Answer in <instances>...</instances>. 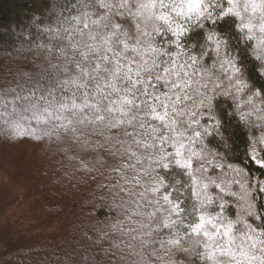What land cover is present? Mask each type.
<instances>
[{
	"label": "snow or ice",
	"instance_id": "6c2138e0",
	"mask_svg": "<svg viewBox=\"0 0 264 264\" xmlns=\"http://www.w3.org/2000/svg\"><path fill=\"white\" fill-rule=\"evenodd\" d=\"M60 2L53 22L42 29L48 37L39 45L43 71L0 89V109L17 127L44 125L46 134L79 144L86 157L114 161L112 188L122 219L111 225V247L123 245L143 260L148 245L157 242L153 233L168 229V244L180 246L187 237L204 264H264V216L249 213L251 222L232 221L222 215L223 203L210 213L214 200L207 189L216 182L206 175L210 161L196 150L208 131L201 119H214L217 94H231L222 90L223 80L252 112L264 111V87L249 82L230 36L216 29L232 18L236 39L256 41V74L264 79V0ZM206 25L212 27L205 44L193 55L184 41ZM208 48L216 54L211 65L203 59ZM253 159L264 167V157ZM174 169L189 177L186 187L197 199L192 213L182 206L185 185L168 179Z\"/></svg>",
	"mask_w": 264,
	"mask_h": 264
},
{
	"label": "trees",
	"instance_id": "16d2710c",
	"mask_svg": "<svg viewBox=\"0 0 264 264\" xmlns=\"http://www.w3.org/2000/svg\"><path fill=\"white\" fill-rule=\"evenodd\" d=\"M61 7L60 0H0V89L14 87L25 73L43 71L44 50L39 45L48 37L42 29ZM233 23L226 19L216 26L217 33L230 36V47L243 61L249 82L264 87V79L256 74V41L236 39ZM211 27L206 25L203 32L193 29L184 41L186 50L199 55ZM207 51L210 56L203 59L211 65L216 54L211 48ZM222 90L231 94H217L214 119H201L208 131L196 149L210 161L206 175L219 185L207 189L214 200L208 211L214 215L223 203V216L251 222L249 213L264 216V167L253 159L264 157V111L252 112L245 97L228 88L227 80ZM249 112L240 118V113ZM3 113L0 109V264H204L187 237L180 246L168 244L173 238L168 229L153 233L151 239L157 242L148 245L143 260L123 245L120 250L111 247V225L122 219L112 188L114 161L106 155L86 157L79 144L46 134L44 125L17 127ZM178 172L167 173L168 179L185 185L180 189L182 206L192 213L197 199L186 187L189 177Z\"/></svg>",
	"mask_w": 264,
	"mask_h": 264
},
{
	"label": "rangeland",
	"instance_id": "374dc122",
	"mask_svg": "<svg viewBox=\"0 0 264 264\" xmlns=\"http://www.w3.org/2000/svg\"><path fill=\"white\" fill-rule=\"evenodd\" d=\"M5 115H6V114H5V113H3V114H2V117H3V116H5Z\"/></svg>",
	"mask_w": 264,
	"mask_h": 264
}]
</instances>
